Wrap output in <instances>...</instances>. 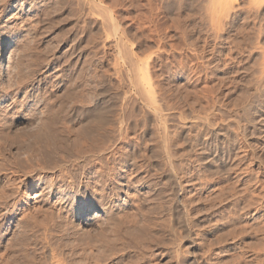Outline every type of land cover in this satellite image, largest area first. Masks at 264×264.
<instances>
[{"label": "rangeland", "instance_id": "374dc122", "mask_svg": "<svg viewBox=\"0 0 264 264\" xmlns=\"http://www.w3.org/2000/svg\"><path fill=\"white\" fill-rule=\"evenodd\" d=\"M253 3L0 0V264H264Z\"/></svg>", "mask_w": 264, "mask_h": 264}, {"label": "bare ground", "instance_id": "6f19581e", "mask_svg": "<svg viewBox=\"0 0 264 264\" xmlns=\"http://www.w3.org/2000/svg\"><path fill=\"white\" fill-rule=\"evenodd\" d=\"M85 1V0H84ZM86 1H88V0H86ZM252 2H256V3H260V2H262L263 1V3H264V0H251ZM253 3V4H254ZM86 4V3H85ZM17 53V52H16ZM18 54V53H17ZM20 63V62H19ZM146 77V76H145ZM138 83V82H137ZM139 89H140V91L142 92V97H144V99L142 100L143 101V107H145L146 108V110L148 109L149 110V114H151V116H152V122H156V124H157V131L156 132H158V135H157V137H159L158 139L161 141V142H163V143H161L160 145H162V151H163V153L166 155V151H167V149L168 148H166V145H164V139L166 138V136H167V128H166V120H165V118H166V116H168V115H166L165 113H163V112H161V110H158L156 107H155V97H154V94H153V91H152V87H151V84H150V81H149V79L147 78L146 80L144 79L143 81H141L140 83H139ZM142 104V103H141ZM142 107V108H143ZM145 108H143V109H145ZM167 110V109H166ZM98 114V113H97ZM98 117V116H97ZM101 123H102V121H101ZM196 125H200V126H202L203 128H205V133L207 132L208 134H215L216 132L218 133V132H220V129H219V131H218V129L217 130H215L214 129V127L213 128H211L210 127V125H208L204 120H200V121H196V120H193L192 118H190L189 120L188 119H183V118H179L178 120H177V126L179 127L178 129H180V130H182V132H183V130L185 131V129H188V127H190V128H192V126L193 127H195ZM189 128V129H190ZM198 128V127H197ZM179 130V131H180ZM37 132V131H36ZM40 132V131H39ZM88 132V131H87ZM90 133V132H89ZM181 133V132H180ZM174 135V134H173ZM218 135V134H217ZM220 135V134H219ZM208 136V135H207ZM216 136V135H215ZM40 137V136H39ZM209 137V136H208ZM212 137V136H211ZM210 138V137H209ZM219 139V138H218ZM37 140V139H36ZM188 140V139H187ZM204 140V139H203ZM208 140V139H207ZM196 141H197V139L195 140V141H191V142H195L196 143ZM201 141V140H200ZM33 142V141H32ZM66 142V141H65ZM185 142V141H184ZM190 142V144L191 145H193L194 146V144L193 143H191ZM204 142H205V140H204ZM222 142V141H221ZM220 142V143H221ZM171 143V142H170ZM203 143V142H202ZM223 143V142H222ZM166 144V143H165ZM189 143H187V145H188ZM197 144V146H198V143H196ZM195 144V145H196ZM205 144V143H204ZM201 145H203V144H201ZM207 145V144H206ZM224 145V144H223ZM51 146V145H50ZM67 146V145H66ZM65 146V147H66ZM189 146V145H188ZM200 146V145H199ZM196 147L197 149H201V147ZM222 147V146H221ZM230 148H231V146H229ZM194 148H195V146H194ZM195 148V149H196ZM202 148H204V146H202ZM206 148V147H205ZM196 149V150H197ZM231 149H233V148H231ZM199 150L197 151L198 153H199ZM202 150V152H203V149H201ZM218 150H220V149H218ZM207 151V152H206ZM208 151H209V149L208 150H206L205 149V152L206 153H202L201 152V154H203V156H202V160L201 161H203V162H208V161H210L212 158H214V154H215V151H214V154H211L210 152H209V154H208ZM221 153V152H220ZM225 153V152H224ZM229 153V152H228ZM163 154V156H165ZM182 154V153H181ZM222 154V153H221ZM220 154V155H221ZM200 155V154H199ZM198 155V156H199ZM225 155V154H224ZM229 155V154H228ZM216 156V155H215ZM165 157H167L168 158V156H165ZM164 157V158H165ZM224 157V156H223ZM225 157H226V155H225ZM222 158V157H221ZM214 159H217V158H214ZM218 159H220V157H218ZM223 159V158H222ZM227 159H229L228 157H227ZM168 161V160H167ZM214 161V160H213ZM213 161L211 162V163H213ZM216 161V160H215ZM214 161V162H215ZM202 162V163H203ZM169 163V162H168ZM201 163V164H202ZM225 163V162H224ZM227 163V162H226ZM225 163V164H226ZM172 173V172H171ZM215 173V172H214ZM222 173V172H221ZM173 174V173H172ZM218 174V173H217ZM221 175V174H220ZM137 179V178H136ZM176 187V186H175ZM141 190V189H140ZM38 196V195H37ZM144 199V198H143ZM150 200V199H149ZM181 205V204H180ZM179 210V209H178ZM101 211V210H100ZM102 213H105V212H103V210H102ZM202 213V212H201ZM187 214V213H186ZM115 215V214H114ZM181 216V215H180ZM96 217H99L98 215L96 216ZM178 217V216H177ZM126 218V217H125ZM203 219V218H202ZM110 220V219H109ZM116 221V220H115ZM97 222V221H96ZM189 222V221H188ZM192 222V221H191ZM142 223V222H141ZM110 225V224H109ZM112 225V224H111ZM211 225V224H210ZM101 226V225H100ZM141 226H142V224H141ZM119 227V226H118ZM140 227V226H139ZM209 227V226H208ZM126 228V227H125ZM212 228V227H211ZM120 229V228H119ZM146 229V228H145ZM210 229V228H209ZM114 230V229H113ZM132 230H134V229H132ZM146 231H147V229H146ZM100 232V231H99ZM130 233H131V231H129ZM128 232V233H129ZM133 232V231H132ZM127 233V232H126ZM198 234V233H197ZM112 235V234H111ZM130 235H132V234H130ZM133 235H134V233H133ZM195 235V234H194ZM190 236H192V235H190ZM129 237V236H128ZM128 237H126V238H128ZM119 238V237H118ZM135 239V238H134ZM110 240V239H109ZM113 240V239H112ZM132 240H133V237H132ZM190 240H191V238H190ZM131 241V240H130ZM174 241V240H173ZM102 242V241H101ZM138 241H136V243H137ZM111 243V242H110ZM122 243V242H121ZM134 243H135V240H134ZM193 243H194V245H198V243L196 242V240H194L193 241ZM192 243V244H193ZM139 245H141V244H139ZM127 246V245H126ZM125 246V247H126ZM131 246V245H130ZM170 246V245H169ZM174 246V245H173ZM168 247V246H167ZM172 247V246H171ZM194 248V247H193ZM125 249V248H124ZM164 249V248H163ZM116 250V249H115ZM178 250V249H177ZM122 252V251H121ZM173 252V251H172ZM175 252V251H174ZM168 253V252H167ZM172 254V253H171ZM114 255V254H113ZM165 255V254H164ZM178 255V254H177ZM114 257V256H113ZM140 257V256H139ZM173 257V256H172ZM127 262V261H126ZM182 262V261H181Z\"/></svg>", "mask_w": 264, "mask_h": 264}]
</instances>
